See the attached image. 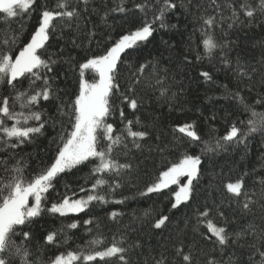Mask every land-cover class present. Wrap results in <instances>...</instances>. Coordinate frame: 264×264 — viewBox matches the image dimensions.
I'll return each instance as SVG.
<instances>
[{
  "label": "snow or ice",
  "instance_id": "snow-or-ice-1",
  "mask_svg": "<svg viewBox=\"0 0 264 264\" xmlns=\"http://www.w3.org/2000/svg\"><path fill=\"white\" fill-rule=\"evenodd\" d=\"M207 4L208 7L204 8L193 0L179 5L177 0H139L134 6L142 13L139 25L120 35L102 52L86 55L72 68L75 57L67 55L65 58L64 47L57 52L51 51L53 43L50 41L63 39L66 30H79L80 22L92 14L99 15L105 24L111 13L125 14L127 18L130 9L124 6V0H120L116 7L105 6L103 11L93 5V0H0V14H3L0 19V264H92L99 261L134 264L130 253L141 245L138 241L128 244L123 235L114 236L102 250L92 247L102 242L97 236L78 252L53 253L45 261L43 246L33 247L32 226L47 214L58 217L79 215L93 202L101 205L124 202L113 200L111 196L135 171L129 154L133 149L141 150L144 147L142 142L150 135L137 114L143 105V95H158L161 99L169 97L175 79L168 68L160 65L158 58L146 59L133 67L129 57L154 32L167 27L165 19L169 13H175L179 7L194 14L200 23L204 54L210 59L217 49L224 52L227 48V43L214 37L215 29L222 28L225 19L231 21L228 27L232 28L244 21L250 24L258 15L264 16V0H207ZM33 15L36 16V25L29 38L22 40L24 21ZM84 34L91 46L95 30ZM108 39L111 40V36ZM95 42L99 44V41ZM68 43L73 48L81 47L74 35L69 37ZM195 59L199 61L201 55L197 53ZM220 59L240 82H251L258 72L264 73V65L257 68L243 65L238 60L232 68L226 52ZM61 62L68 63L78 73V92L68 100L60 95L63 90L57 84L59 72L56 66ZM184 62L192 63L188 56L184 57ZM86 71L98 78L85 79ZM200 75L205 81L212 80L207 71ZM229 95L244 111L251 113L247 121L240 122L244 128L233 123L214 144L202 140L195 122L177 126L173 132L182 133L190 146L203 145L201 153L215 152L229 143H245L249 135L258 131L264 134V113L254 111L241 90ZM255 103L264 105V96L258 97ZM125 108L130 110L132 118H128ZM57 126L59 131L50 141L55 145L51 159L43 167L27 173L26 146L44 136L48 129L55 132ZM174 139L180 137L174 136ZM156 150L164 151L158 145ZM121 157H124L123 161ZM201 163L199 155L185 152L178 163L163 171L141 195L162 193L178 184L180 177H186V183L174 192L171 209H178L181 205L189 207L190 201L194 203L193 192L201 176ZM85 171L87 178L78 186V191L65 183L63 192L56 191L59 199L48 202L47 194L69 174L75 177ZM248 175L243 172L235 181L226 183L223 196L228 206L234 205L242 217L255 218L258 215L261 223H256L255 219L247 220L239 230H230L234 221L225 217L221 210L223 201L221 205L205 203L194 209L197 227L206 226L205 232L198 233L204 244L186 243L183 238H178L171 247V255L165 251L150 255L145 264L149 260L151 264H264V176L248 184ZM78 193L86 195L78 196ZM212 213L221 218V224L213 223ZM109 215L115 221L121 213L111 212ZM167 220L168 216L160 217L153 228L160 229ZM83 224L99 228L93 218L83 220ZM79 227V221H72L59 230L48 231L44 245L55 247L60 243L57 236L64 235L65 228ZM86 231L92 232L93 229ZM237 248H247L246 261L237 258L234 250Z\"/></svg>",
  "mask_w": 264,
  "mask_h": 264
},
{
  "label": "trees",
  "instance_id": "trees-1",
  "mask_svg": "<svg viewBox=\"0 0 264 264\" xmlns=\"http://www.w3.org/2000/svg\"><path fill=\"white\" fill-rule=\"evenodd\" d=\"M138 2L139 0H124V6L130 9L126 13L127 18L125 14L111 13L107 24L100 19L99 15L92 14L90 18L80 22L79 30H66L63 39L50 41L53 43L51 51L57 52L60 47H64L65 58L67 55L75 57V60L71 62L72 68H75L86 55L102 52L120 35L127 34L139 25L142 13L134 7ZM181 2L187 3V0H177L178 5ZM118 3L120 0H93V5L98 6L101 11L105 6L112 8ZM193 3H201L204 8L208 7L207 0H193ZM227 16L226 11L225 17ZM148 17L151 18V13ZM0 19H3V14H0ZM241 19L243 20V17ZM165 23L166 28L154 32L153 36L129 57L133 67L146 59L158 58L160 65L168 68L175 79L169 97L161 99L158 95H143V105L137 114L150 135L147 141L142 142L144 147L141 150L133 149L129 154L135 171L130 177L124 179L122 187L111 196L113 200L124 202L106 205L93 202L85 212L67 217L44 215L39 223L32 226V234L33 247L43 246L42 254L45 261L52 257L53 253L60 255L68 251L78 252L97 236L102 242L92 246L96 250H102L109 245L114 236L116 238L126 236L128 244L138 241L141 247L130 253L134 264H145L146 258L150 255H158L162 251L171 255V247L178 238H183L186 243L195 241L203 245L204 242L198 233L205 232L206 226L197 227L194 209L205 203L212 205L215 202L221 205L223 201L221 210L225 217L234 221L230 225V230H239L247 220L255 219L256 223H261L258 215L255 218L242 217L234 205L229 207L223 193L224 185L235 181L243 172L249 173L246 177L248 184L264 176V134L258 131L249 135L245 143L238 145L229 143L215 152L201 153L203 145L190 146L188 139L178 131L174 133L173 129L195 122L196 131L202 140L214 144L217 138L227 133L233 123L244 128L245 125L240 122L247 121L251 113L244 111L229 95L230 92L238 89L254 111L264 113V105L255 103L258 97L264 96V73L258 72L251 82L246 80L240 82L236 79L234 72L220 59L226 52L227 58L232 62V68L235 67L237 60L243 65L257 68L264 65V16L258 15L252 23L244 21L233 25L232 28L228 27L231 21L225 19L222 28L215 29L214 37L217 41L227 43V48L224 52L217 49L211 59L204 54L199 31L200 23L194 18V14L178 7L175 13L167 15ZM35 25V15L25 19L22 40L29 38V33L33 31ZM173 25L175 27H172ZM93 29L96 36L89 46L88 37L84 33ZM73 35L81 47L73 48L68 43L69 37ZM109 36L111 40L108 39ZM95 41H99V44ZM197 53L201 55L199 61L195 59ZM185 56L191 59V64L184 62ZM56 68L59 72L57 84L63 90L60 95L65 100L74 98V94L78 92V73L73 71L68 63L61 62ZM203 71L212 75L211 81H205L200 75ZM84 78L91 80L98 77L86 71ZM172 93L176 95L172 96ZM125 113L128 118H132L129 109L125 108ZM58 131L59 126L55 132L48 129L44 136L26 146L25 152L28 154L26 159L29 164L27 173L43 167L51 159L55 145L50 141ZM174 136L180 139H174ZM157 145L164 151H157ZM149 148L152 151H149ZM185 152L190 155H199L202 161L199 183L194 182L196 184L193 192L194 203L190 201V206L187 208L181 205L178 209H171L174 192L179 189L178 184L165 189L162 193L141 195L147 186L157 181L163 171L178 163ZM123 159L124 157H121L122 161ZM86 178L87 171L75 177L69 174L65 181L47 194L48 202H56L59 199L56 191L63 192L65 183L78 191V186L84 184ZM84 195L86 193H78V196ZM111 212H118L121 215L114 221L110 219ZM162 216H168V220L160 229L153 228L155 221ZM89 218H93L94 224L98 222V229L93 228V225L83 224V220ZM211 218L217 225L222 223L221 218L215 213L211 214ZM72 221H79L80 227L72 230L65 228L64 235L57 236L60 243L55 247L44 245V236L48 231L59 230ZM86 229H93V231L88 232ZM234 250L237 258L247 260V248ZM92 264H104V262H92ZM148 264H151L150 260Z\"/></svg>",
  "mask_w": 264,
  "mask_h": 264
},
{
  "label": "rangeland",
  "instance_id": "rangeland-1",
  "mask_svg": "<svg viewBox=\"0 0 264 264\" xmlns=\"http://www.w3.org/2000/svg\"><path fill=\"white\" fill-rule=\"evenodd\" d=\"M186 177H180L179 178V182H178V185H179V187L181 186V185H183L184 183H186ZM171 186H173V185H171ZM170 186V187H171ZM179 190V189H178ZM30 204H31V199H30Z\"/></svg>",
  "mask_w": 264,
  "mask_h": 264
}]
</instances>
